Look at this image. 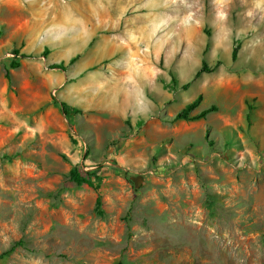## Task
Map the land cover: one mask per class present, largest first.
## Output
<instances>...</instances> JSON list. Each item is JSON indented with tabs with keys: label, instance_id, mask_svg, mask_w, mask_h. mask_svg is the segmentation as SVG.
Returning a JSON list of instances; mask_svg holds the SVG:
<instances>
[{
	"label": "rangeland",
	"instance_id": "1",
	"mask_svg": "<svg viewBox=\"0 0 264 264\" xmlns=\"http://www.w3.org/2000/svg\"><path fill=\"white\" fill-rule=\"evenodd\" d=\"M125 1L0 24V264H264V0ZM200 93L218 110L169 120ZM73 167L99 168L104 214Z\"/></svg>",
	"mask_w": 264,
	"mask_h": 264
},
{
	"label": "crops",
	"instance_id": "2",
	"mask_svg": "<svg viewBox=\"0 0 264 264\" xmlns=\"http://www.w3.org/2000/svg\"><path fill=\"white\" fill-rule=\"evenodd\" d=\"M22 2L23 0H0V24H18L20 26L19 29H24V26H26L27 24L31 26L35 23L47 24L48 27L54 26L57 21L55 20L54 10L52 9L54 0H28L27 3L31 5V8L30 5H24ZM122 5L124 7H127L130 4L128 3V0H126ZM20 7L24 9L25 13L22 14ZM102 11L104 13V17L113 13L110 8L106 6L103 7V0H95L94 6L91 9L90 13L98 18L100 24L103 20ZM189 13V9H181V12L178 13L179 25H185L186 21L189 19ZM48 18L50 20L45 23ZM12 20L13 22H11ZM99 26V24L93 22L92 26H90L89 28L87 26L81 27V29L86 32V37L93 39L95 37L94 32H96V29ZM140 27L141 30L145 31L147 30L148 25L142 24ZM134 68L137 69L135 66ZM138 71L141 72V69L138 68ZM142 81V78H140V84H142ZM127 97L129 98L128 102L133 106H151V102H153L150 98L145 99L141 94V91H135L133 92V94H128Z\"/></svg>",
	"mask_w": 264,
	"mask_h": 264
},
{
	"label": "trees",
	"instance_id": "3",
	"mask_svg": "<svg viewBox=\"0 0 264 264\" xmlns=\"http://www.w3.org/2000/svg\"><path fill=\"white\" fill-rule=\"evenodd\" d=\"M238 45L234 47L233 49V54L232 58L235 60L237 58V52H238ZM15 52V51H14ZM18 51H16L14 54H17ZM18 65L17 62L13 61L11 64V67H16ZM56 67L62 68L63 65H56ZM217 65L214 67H210L207 64V61L204 59L202 62V65L198 72L196 73V77H199L203 72H211L213 71ZM6 76L8 79H10V72L7 70ZM172 81L174 86H177V79L175 76L172 77ZM189 87V83H184L182 85V89H187ZM54 101H56L59 106L61 111L69 115L72 111L78 112V109H73L71 105H69L66 101H60L56 98H53ZM203 100V94L200 93L196 98H194L191 102H188L179 112H177L173 117L169 118L171 122H175L180 119L184 120H198L201 118H205L209 113L215 112L218 110V106L216 104H212L208 108H205L198 113L192 114V111L196 109L201 101ZM248 105V112L246 114V119L251 123V117L253 116V109L255 108V105L247 102ZM209 135V132L207 131V136ZM88 151V150H87ZM120 168V167H119ZM122 168V167H121ZM99 168L94 169V170H89L86 172H83L77 167H73L70 170L69 173V180L71 182H75L78 185H86L89 188H92L93 190L96 191L97 197H96V212L98 214H104V209H103V201H102V195H101V182L98 181L99 179Z\"/></svg>",
	"mask_w": 264,
	"mask_h": 264
},
{
	"label": "bare ground",
	"instance_id": "4",
	"mask_svg": "<svg viewBox=\"0 0 264 264\" xmlns=\"http://www.w3.org/2000/svg\"><path fill=\"white\" fill-rule=\"evenodd\" d=\"M133 65V64H132Z\"/></svg>",
	"mask_w": 264,
	"mask_h": 264
}]
</instances>
